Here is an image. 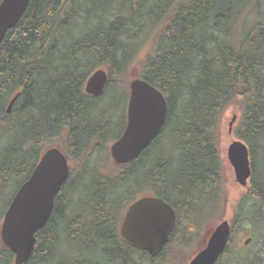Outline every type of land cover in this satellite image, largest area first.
I'll use <instances>...</instances> for the list:
<instances>
[{
  "label": "trees",
  "instance_id": "trees-1",
  "mask_svg": "<svg viewBox=\"0 0 264 264\" xmlns=\"http://www.w3.org/2000/svg\"><path fill=\"white\" fill-rule=\"evenodd\" d=\"M162 1L32 0L0 45V224L49 146L59 145L73 165L27 264L179 261L185 244L222 221L220 142L233 105L241 109L234 133L249 148L252 176L217 264H264V0ZM133 67L166 98L167 121L136 160L104 172L98 157L109 151L110 129L120 126L117 138L124 131ZM97 69L108 82L93 98L84 89ZM166 132L175 152L165 146ZM11 184L18 189L8 199ZM145 195L164 199L177 216L157 257L119 233L126 207ZM242 233L257 251L237 243ZM64 236L77 257L58 259ZM13 259L0 247V264Z\"/></svg>",
  "mask_w": 264,
  "mask_h": 264
},
{
  "label": "water",
  "instance_id": "water-1",
  "mask_svg": "<svg viewBox=\"0 0 264 264\" xmlns=\"http://www.w3.org/2000/svg\"><path fill=\"white\" fill-rule=\"evenodd\" d=\"M32 0H2L0 3V45L7 33L23 17ZM127 125L122 136L111 146L116 166L136 160L162 133L168 117V104L160 90L139 78L137 67L131 72ZM108 73L95 71L87 80L85 92L100 97L105 91ZM17 96L7 107L10 114ZM237 116L229 123L233 133ZM227 159L234 170L236 182L250 190L252 167L246 143L235 140L228 148ZM72 165L69 156L59 145L49 146L40 156L29 179L16 192L0 226V244L14 255V264H27L37 243L36 234L49 222L56 198L70 178ZM175 210L165 200L144 197L126 211L121 237L133 248L160 255L170 242L175 230ZM232 234V226L224 220L204 235L199 251L188 264H217L225 253ZM251 239L245 241L249 245Z\"/></svg>",
  "mask_w": 264,
  "mask_h": 264
},
{
  "label": "rangeland",
  "instance_id": "rangeland-1",
  "mask_svg": "<svg viewBox=\"0 0 264 264\" xmlns=\"http://www.w3.org/2000/svg\"><path fill=\"white\" fill-rule=\"evenodd\" d=\"M161 2H163L161 0ZM255 16H248V20L249 23H251L253 21ZM134 45L136 46V44L134 43ZM149 47L144 50L141 55L142 56H146L149 53ZM241 115V109L235 105L230 106L226 112H225V116H224V120H223V124H222V134H221V142H220V153H221V158L223 160V170H224V197H225V207H224V215H223V219H232V217L234 216V209L237 205V203L239 202V200L242 198V196H244L247 193V189L240 187L237 183H236V178H235V173L233 168L231 167L228 159H227V152H228V148L229 146L232 144L233 141L238 140V138L236 137V135L234 134V132L232 134L229 133V123L233 120L234 116H238L237 117V121L240 118ZM237 126V123L234 126V130ZM111 130V137L113 138V140H115V137H117L120 134L121 128L118 125L117 127L115 126L114 128L110 129ZM168 131V130H167ZM170 135V132H166V134L164 135V143H166V147H170V149H172L171 151L175 152V148H171L170 146V142L168 141V137ZM11 140L14 138V136H11ZM1 147V144H0ZM2 149V148H1ZM98 160H101V169L104 171L106 170V168L110 167L113 165V160L108 152H104L101 153L100 156L98 157ZM105 172V171H104ZM111 177V176H110ZM108 177V178H110ZM18 189L17 184H11L7 191H6V195L7 198L10 199L11 196L15 193V191ZM15 196V195H14ZM122 196V195H121ZM154 196V195H153ZM125 212V211H124ZM220 220H217L215 222V224L219 223ZM214 224V223H213ZM243 227L246 228H250L253 231H255L254 227H248L247 224H245ZM253 238V236H250ZM248 235H245V233L242 235H240L238 237V241L237 243H240L241 246L244 245V241L247 238H250ZM202 238L201 240H199V242H194L193 241L190 244H185V246L183 247V249L180 250V252H182V257L179 261H175L172 262V264H186L187 260L190 258L189 254L191 252L196 253L202 246L203 242H202ZM71 240H68L66 236L63 237V242L61 244V246L58 248V259H60V256L62 257L63 255H65V257H77L79 254L78 248L77 246L73 245V243L71 244L70 242ZM202 242V243H201ZM252 244H249L248 246H243L244 248H252L253 251H257V247L252 246ZM189 257V258H188ZM186 259V261H184Z\"/></svg>",
  "mask_w": 264,
  "mask_h": 264
},
{
  "label": "flooded vegetation",
  "instance_id": "flooded-vegetation-1",
  "mask_svg": "<svg viewBox=\"0 0 264 264\" xmlns=\"http://www.w3.org/2000/svg\"><path fill=\"white\" fill-rule=\"evenodd\" d=\"M128 102H129V98L127 99V104L126 103H124V104H126V106L124 105V111H125V128H126V124H127V110H128ZM125 128H124V130H125ZM163 131H164V129H163ZM162 131V132H163ZM124 132V131H123ZM161 135V134H160ZM159 135V136H160ZM152 145V144H151ZM128 165V164H127Z\"/></svg>",
  "mask_w": 264,
  "mask_h": 264
},
{
  "label": "bare ground",
  "instance_id": "bare-ground-1",
  "mask_svg": "<svg viewBox=\"0 0 264 264\" xmlns=\"http://www.w3.org/2000/svg\"><path fill=\"white\" fill-rule=\"evenodd\" d=\"M131 163V162H130Z\"/></svg>",
  "mask_w": 264,
  "mask_h": 264
}]
</instances>
